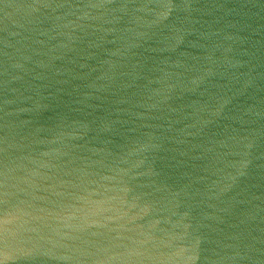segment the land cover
I'll list each match as a JSON object with an SVG mask.
<instances>
[{
    "label": "water",
    "instance_id": "obj_1",
    "mask_svg": "<svg viewBox=\"0 0 264 264\" xmlns=\"http://www.w3.org/2000/svg\"><path fill=\"white\" fill-rule=\"evenodd\" d=\"M0 264H264V0H0Z\"/></svg>",
    "mask_w": 264,
    "mask_h": 264
}]
</instances>
